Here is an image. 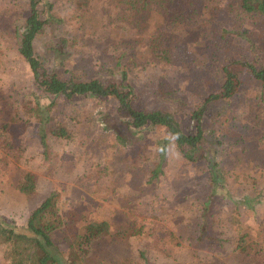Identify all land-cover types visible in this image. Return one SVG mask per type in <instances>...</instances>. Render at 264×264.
<instances>
[{
    "label": "rangeland",
    "instance_id": "1",
    "mask_svg": "<svg viewBox=\"0 0 264 264\" xmlns=\"http://www.w3.org/2000/svg\"><path fill=\"white\" fill-rule=\"evenodd\" d=\"M180 3L186 9L183 21H168L162 10L154 11L148 30L133 37V28L118 12V0H40L47 23L34 41L35 53L66 80L101 77L113 82L126 72V90H132L136 108L170 112L186 133L194 134L192 111L204 94L221 86L223 65L231 59L264 58V23L235 20L231 0ZM28 4L0 0V127L16 109L8 100L36 96L44 105L57 102L51 124L62 123L72 136L49 134L43 140L36 120L0 129V223L21 230L31 211L56 190L69 221L73 212L75 220H108L112 233L127 229L125 237L110 241L103 252L119 264H209L214 255L226 264L264 261V250L232 255L209 241L198 243L200 219L178 222L173 214L188 206L198 210L193 202L214 195L207 233L228 232L237 216L264 237V184L256 191L247 179L264 171V100L253 76L245 73L240 92L229 101L210 104L202 121L203 147L225 177V186L213 194L206 160L186 162L166 128L129 125L130 117L112 97L88 94L69 100L36 86L16 36ZM160 37L169 41L170 60L147 50L149 40ZM130 43L133 47L119 58ZM57 44L63 52L55 58L52 46ZM167 141L169 147L161 154L158 143ZM162 161L163 171L151 179L152 169ZM26 171L37 179L32 197L18 189ZM81 214L86 216L82 219ZM5 248L0 241V264H8Z\"/></svg>",
    "mask_w": 264,
    "mask_h": 264
},
{
    "label": "trees",
    "instance_id": "2",
    "mask_svg": "<svg viewBox=\"0 0 264 264\" xmlns=\"http://www.w3.org/2000/svg\"><path fill=\"white\" fill-rule=\"evenodd\" d=\"M181 0H118V12L128 21L127 27H132L133 37H137L150 25V19L154 11L163 12V18L168 21L179 23L183 21L186 9L180 3ZM40 0H29L28 14L24 19L23 25L16 30L18 38V51L26 59L33 73L36 86L46 94L51 96H63L66 99H73L77 95H93L97 97H112L118 104L119 108L124 110L130 117L129 125L141 128L146 125H155L166 128L167 132L172 134L176 144L177 151L181 158L186 162L197 163L200 158H204L209 169V181L213 184L212 193L215 194L216 188L221 185L225 186L224 171L208 153V149L203 147L205 141V131L202 121L207 113L210 104L220 100H231L237 95L242 86V76L250 73L257 81L260 87L259 95L264 100V58L260 55L254 60L231 59L224 64L222 71L224 80L221 86L213 92L206 93L202 97L200 106L192 111V119L196 122V131L194 134H188L183 130L179 121L170 112L162 109L142 110L136 108L135 97L129 84L126 83L127 74L120 81L105 82L101 77L80 78L72 76L70 79H62L58 73L49 69L45 62L38 58L35 53L34 41L41 34L46 26L47 19L43 17L40 10ZM51 8L53 3L50 4ZM230 9L235 20L242 23L246 21H260L264 23V0H231ZM253 22V23H254ZM251 43H254L248 35L246 37ZM160 37L149 40L148 52H156L162 59L170 60L172 58L169 51V41ZM130 43L125 47L119 58H123L127 50L133 47ZM55 58L62 53V45L52 46ZM256 48V47H255ZM120 61V60H119ZM25 99V100H24ZM14 99L13 103H7L15 107L10 121L3 123L1 130L7 131L11 123L24 120H36L41 122L39 129L40 135L45 140L49 134L59 137H71L72 132L67 126L59 123L51 124L52 109L57 102L51 101L49 105L42 104L36 96L28 99ZM258 114V113H256ZM9 141V140H8ZM11 147H12V143ZM166 144L158 143L161 154L166 153L169 147ZM164 160V159H162ZM166 161L158 162L152 169L151 179L163 171V165ZM253 187L257 189L264 184V171L259 173H250L247 177ZM36 175L26 171L20 180L18 189L32 197L35 195L37 187ZM216 184V185H215ZM264 186V185H263ZM58 192L51 191L44 197L40 203L31 211L27 224L21 230L17 227L6 226L0 223V241L4 243L5 259L8 264H119L118 258H112L106 248L111 245L108 243L116 238L125 237L127 229L118 230L116 233L111 232V223L108 220H75L73 212L71 221L68 215L62 213L58 200ZM214 195H210L198 203L193 202L197 207L188 206V209H182L175 213L174 216L178 222L182 220L200 219L201 234L196 241L204 243L209 241L210 244L221 251L229 250L232 255L244 254L250 250L259 252L264 250V237L261 233L253 230L252 227L244 225L239 217L232 219V227L229 231L221 230L211 235L208 232L209 222L213 218L210 212L211 202ZM190 212V213H189ZM189 213V215H188ZM187 214L186 219L185 216ZM84 214L80 217L83 219ZM77 217V218H80ZM99 250L94 253L93 250ZM142 257L145 250L141 249ZM132 255V254H131ZM131 255L129 260L131 261ZM111 259H109V258ZM146 258V257H145ZM209 264H226L216 255L209 261ZM247 264H264V261H257Z\"/></svg>",
    "mask_w": 264,
    "mask_h": 264
}]
</instances>
